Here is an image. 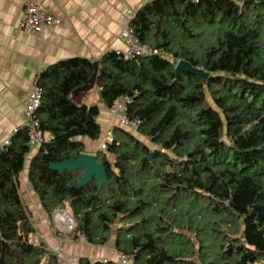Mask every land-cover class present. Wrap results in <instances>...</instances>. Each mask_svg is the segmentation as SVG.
<instances>
[{
  "label": "trees",
  "instance_id": "1",
  "mask_svg": "<svg viewBox=\"0 0 264 264\" xmlns=\"http://www.w3.org/2000/svg\"><path fill=\"white\" fill-rule=\"evenodd\" d=\"M155 53L61 60L38 78L45 140L29 181L44 210L77 222L75 239L134 254L136 264H264V0H151L131 20ZM179 60L208 73L176 72ZM97 72L106 106L130 97L138 133L120 124L96 153L107 182L51 163L79 158L103 128L75 91ZM142 136V137H140ZM26 127L0 147V264H62L37 234L20 192ZM151 154L152 157H151ZM78 264H121L81 257Z\"/></svg>",
  "mask_w": 264,
  "mask_h": 264
},
{
  "label": "crops",
  "instance_id": "2",
  "mask_svg": "<svg viewBox=\"0 0 264 264\" xmlns=\"http://www.w3.org/2000/svg\"><path fill=\"white\" fill-rule=\"evenodd\" d=\"M29 1L55 15L60 22L38 32L22 31L19 22ZM145 3V0H0V147L25 126L28 93L43 70L71 57L96 62L109 51L125 52L128 46L121 33L132 20L128 11L137 13ZM91 91L97 96L95 103L101 111L98 120L105 139L98 144L86 137L82 140L86 144L85 152L96 155L105 148L111 129L119 123L110 114L96 85L75 93L74 98L82 103V97ZM39 148L40 145L31 147L20 175V192L32 212L38 239L59 256L62 264H78L81 257L118 259L114 240L97 245L84 238L81 241L59 239L53 229L52 216L44 210L29 181L30 161Z\"/></svg>",
  "mask_w": 264,
  "mask_h": 264
},
{
  "label": "built area",
  "instance_id": "3",
  "mask_svg": "<svg viewBox=\"0 0 264 264\" xmlns=\"http://www.w3.org/2000/svg\"><path fill=\"white\" fill-rule=\"evenodd\" d=\"M146 2L151 0H145ZM132 19L136 16V12L129 10ZM60 20L55 16L46 11H43L40 6L34 1H29L26 3L23 9V16L19 22V28L22 31H41L45 26L57 25ZM122 38L126 42L128 49L122 53V55L127 59H134L138 56L150 55L155 53V51L150 47V45L143 43L135 32L133 26H127L121 33ZM38 78L36 79L33 89L28 93L27 103H26V117L25 126L29 133V142L31 147L41 145L45 140L53 138V136L45 132L40 123L37 111L41 106L43 97V88L38 84ZM130 102V97L127 95L117 98L113 104L109 107L110 114L118 120V123L130 130L137 131L142 121L139 118H131L128 115V103ZM111 137V136H110ZM11 138L4 141L3 146L10 144ZM63 214L70 218V226L67 228H74L77 224L72 215L63 208L58 209L53 214L54 221L58 223V216ZM61 225V224H60ZM66 225V223L64 224ZM65 227V226H64ZM31 241L39 242L36 234L31 235ZM118 262L121 264H136L134 261V254H126L123 252L118 253Z\"/></svg>",
  "mask_w": 264,
  "mask_h": 264
},
{
  "label": "water",
  "instance_id": "4",
  "mask_svg": "<svg viewBox=\"0 0 264 264\" xmlns=\"http://www.w3.org/2000/svg\"><path fill=\"white\" fill-rule=\"evenodd\" d=\"M95 66L98 70L99 62H95ZM181 71L193 73L197 76H199L202 79H206L208 76V73L204 70L195 67L192 65L189 61L186 60H179L176 65V72L180 73ZM97 77V72H95L93 78L90 80V82L85 85L82 88H79L75 91V93H78L80 91H87L95 86ZM153 154H151L152 157ZM51 167L54 170L63 172L64 170H77V169H83V177L78 182L79 187H83L86 185L93 177L96 178V182L99 188L103 186L104 183H106L107 177L105 175V165L101 161H97L95 154H90L87 152H84L80 155L79 158H75L72 160L60 162V163H51Z\"/></svg>",
  "mask_w": 264,
  "mask_h": 264
},
{
  "label": "rangeland",
  "instance_id": "5",
  "mask_svg": "<svg viewBox=\"0 0 264 264\" xmlns=\"http://www.w3.org/2000/svg\"><path fill=\"white\" fill-rule=\"evenodd\" d=\"M97 101V96H96V94H95V92L94 91H91V92H89V93H87V94H85L83 97H82V103H92V102H96ZM135 133H138L137 131H135V130H133ZM140 137H142V136H140ZM143 138V137H142ZM105 139V135H104V131H103V134H102V137L100 138V139H98V140H90V141H94V143H100L101 141H103ZM143 139H145V138H143ZM146 140V139H145ZM52 220H53V229H54V231H56V233H57V236L59 237V239H64V238H68L69 240H72V238H74L73 237V235H72V233H73V231H74V229H75V227H76V225L74 226V228H67L66 226L67 225H64V224H57L55 221H54V218H53V216H52ZM77 223V222H76ZM65 226V227H64ZM82 237H80L77 241H81L82 239H81ZM75 239V238H74Z\"/></svg>",
  "mask_w": 264,
  "mask_h": 264
},
{
  "label": "bare ground",
  "instance_id": "6",
  "mask_svg": "<svg viewBox=\"0 0 264 264\" xmlns=\"http://www.w3.org/2000/svg\"><path fill=\"white\" fill-rule=\"evenodd\" d=\"M70 218H68L67 216H64L63 214H60L58 216V223L59 224H65L68 225L70 222H69ZM70 226V225H68Z\"/></svg>",
  "mask_w": 264,
  "mask_h": 264
}]
</instances>
